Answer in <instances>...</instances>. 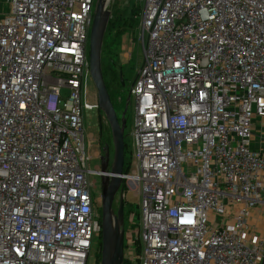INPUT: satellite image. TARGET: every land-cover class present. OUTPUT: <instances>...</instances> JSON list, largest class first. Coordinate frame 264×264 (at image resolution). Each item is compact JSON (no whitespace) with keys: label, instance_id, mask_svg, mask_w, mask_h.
Segmentation results:
<instances>
[{"label":"built area","instance_id":"1","mask_svg":"<svg viewBox=\"0 0 264 264\" xmlns=\"http://www.w3.org/2000/svg\"><path fill=\"white\" fill-rule=\"evenodd\" d=\"M4 2L0 264H87L95 0ZM137 40L123 264H264V0H143Z\"/></svg>","mask_w":264,"mask_h":264},{"label":"rangeland","instance_id":"2","mask_svg":"<svg viewBox=\"0 0 264 264\" xmlns=\"http://www.w3.org/2000/svg\"><path fill=\"white\" fill-rule=\"evenodd\" d=\"M142 3L143 0H112L109 9L111 10V16L113 19L118 20L115 24V28L120 26V22L128 24L130 20L131 24L127 25L124 29L117 33L116 36L107 32L104 36L103 42L105 43L102 49L101 55V68L103 79L106 82L109 81L111 75H115L119 78L121 73L123 86H120L119 80L110 84V92H119L121 101L114 97L111 102L114 104V108L118 113H122L126 103V97L130 86L135 78L136 72L140 67L142 61V50L137 40L138 35V21L141 19L142 14ZM96 0L94 3L93 11L95 8ZM7 12L6 3L4 0H0V14L3 15ZM136 15L137 20L133 19ZM133 20V21H132ZM131 26V27H130ZM113 32V31H112ZM89 50V45H88ZM87 88L89 93L96 94L93 82L91 79L87 82ZM119 90V91H118ZM84 127L86 130L87 138L90 141L89 152L91 156V167L98 166L97 155L103 147V141H107V136L103 134L98 137L97 134V120L98 111L86 110L83 113ZM132 122H133V103L129 102L125 112V127L123 132L124 140V166L129 161L130 150L132 148ZM264 129V124L261 126L259 123L258 127ZM257 145V143H255ZM93 180L94 191L92 195H99V176H91ZM116 210L117 201L113 204ZM140 207L138 205V197L133 196L131 193H126L123 206V226L124 230L131 228L136 229L138 227V216ZM130 214H134L133 224L129 221ZM255 220V219H254ZM136 244L134 245V247ZM98 252V243H94L90 250V255L87 264H95Z\"/></svg>","mask_w":264,"mask_h":264},{"label":"water","instance_id":"3","mask_svg":"<svg viewBox=\"0 0 264 264\" xmlns=\"http://www.w3.org/2000/svg\"><path fill=\"white\" fill-rule=\"evenodd\" d=\"M112 0H96L89 33V75L93 82L100 115L107 122L113 155L109 164L107 146L97 167L100 189V249L99 264H123V206L121 196V174L124 163V138L126 107L118 118L107 91L101 68L102 45L111 17L109 5ZM120 82L123 80L120 73ZM128 101V99H127ZM109 164V166H108ZM117 201L116 210L113 207Z\"/></svg>","mask_w":264,"mask_h":264},{"label":"flooded vegetation","instance_id":"4","mask_svg":"<svg viewBox=\"0 0 264 264\" xmlns=\"http://www.w3.org/2000/svg\"><path fill=\"white\" fill-rule=\"evenodd\" d=\"M122 77V76H121ZM119 83H120V86H123L120 82V73H119ZM119 91V90H118ZM109 96H110V99H114L117 98L118 100L121 101V96H120V93L119 92H110L109 93ZM128 99V101H127ZM129 94H127V97H126V103H125V106L129 104ZM113 107H114V104L112 103ZM124 106V108H125ZM127 108V107H126ZM115 110V108H114ZM116 115L117 117L119 118L121 116V113H118L116 110ZM97 134H98V137H101L103 134H105L107 136V141H103V146H107V151H108V156H109V164L111 162V159H112V155H113V145H112V141H111V136H110V132H109V128H108V125H107V122L106 120L104 119V117L102 115H100L99 113V110H98V120H97ZM103 148V147H102ZM102 148H101V151L99 152V154L97 155V158H98V163L100 162V157L103 155V151H102ZM108 164V166H109ZM99 165V164H98Z\"/></svg>","mask_w":264,"mask_h":264},{"label":"trees","instance_id":"5","mask_svg":"<svg viewBox=\"0 0 264 264\" xmlns=\"http://www.w3.org/2000/svg\"><path fill=\"white\" fill-rule=\"evenodd\" d=\"M118 20H116V19H113V16H111L110 17V19H109V22H108V25H107V28H106V32H105V34L107 33V32H110L112 35H114V36H116L117 35V33L118 32H120L122 29H124L127 25H129V23L131 24V22H130V20L128 21V24L126 25V24H124V22H120V26L118 27V28H115V23L117 22ZM133 21V20H132ZM131 27V26H130ZM121 28V30H118V29H120ZM113 31V32H112ZM104 42H103V45H102V49H103V46H104ZM116 80H118V78L115 76V75H111L110 77H109V81L108 82H106L105 83V85H106V88H107V91H108V93H110V84H112V83H114V82H116ZM105 82V81H104ZM130 152V151H129ZM129 157H130V155H129ZM128 163V162H127ZM127 164H126V166H123V171L125 172V171H127L128 169H127ZM99 214H100V209H99ZM99 249H100V236L98 237V252H97V258H96V262H95V264H99Z\"/></svg>","mask_w":264,"mask_h":264},{"label":"crops","instance_id":"6","mask_svg":"<svg viewBox=\"0 0 264 264\" xmlns=\"http://www.w3.org/2000/svg\"><path fill=\"white\" fill-rule=\"evenodd\" d=\"M0 16H2V15L0 14Z\"/></svg>","mask_w":264,"mask_h":264}]
</instances>
